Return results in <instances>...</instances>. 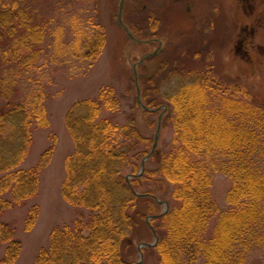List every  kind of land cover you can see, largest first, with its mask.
<instances>
[{"label":"rangeland","instance_id":"1","mask_svg":"<svg viewBox=\"0 0 264 264\" xmlns=\"http://www.w3.org/2000/svg\"><path fill=\"white\" fill-rule=\"evenodd\" d=\"M119 4L120 0H0V12L17 17L6 27L0 25V90L13 81L12 88L21 97L43 95L47 119L46 126H34L20 167L34 165L53 147L42 157L45 165L35 194L0 212V264H35L52 229L70 223L81 210L61 195L66 160L74 151L65 117L75 102L96 99L103 89L110 90L119 104L113 110L103 107L100 117L119 125L133 119L141 136L149 140L147 146L139 144L131 152L123 176L131 174L133 164L139 169L152 145L159 116L155 148L168 149L173 136L172 107L161 95L178 87L177 79L185 77V67H198L199 75L220 83L210 81L212 86L228 88L237 98L264 106V0H123L121 19L134 39L117 22ZM97 31L105 37L101 53L88 59L85 44ZM137 89L141 102L155 111L137 103ZM158 166L159 157L153 152L145 160L144 170ZM146 185L167 202L170 183L165 182L158 192L152 178L136 191L150 190ZM230 186L224 173H212L211 192L220 210L227 206ZM3 198L12 200L8 192ZM33 206H37V217L27 228L26 216ZM147 207L146 202H138L137 212L145 216L138 217L129 241L121 247L129 264L139 259L138 244L154 239L146 223L151 214ZM162 210L163 205L157 203L154 214ZM8 229L19 245L14 247V259L3 263ZM141 251L140 264H158L151 247L142 246ZM263 257L253 252L246 264H261Z\"/></svg>","mask_w":264,"mask_h":264},{"label":"trees","instance_id":"2","mask_svg":"<svg viewBox=\"0 0 264 264\" xmlns=\"http://www.w3.org/2000/svg\"><path fill=\"white\" fill-rule=\"evenodd\" d=\"M14 19L11 13L0 12L1 26ZM104 38L97 31L85 44L84 56L95 59ZM183 71L178 87L161 95L172 107L170 145L167 150L155 148L158 168L129 178L131 187L122 171L131 152L139 144L147 146L149 140L141 136L133 119L119 125L100 117L103 107L113 110L119 104L110 90L71 106L65 126L74 151L66 160L61 195L81 210L70 223L52 229L35 264H129L121 247L129 241L138 217L145 216L137 212L138 202H146L151 214L157 212L153 187L146 185L150 190L135 194L142 182L152 178L158 192L165 182L172 186L167 210L149 221L158 236L151 247L158 264H196L199 259L203 264H246L253 252L264 256V106L237 98L228 88L212 86L209 82L216 80L199 75L198 67ZM9 83L10 88L0 90V212L35 194L45 165L42 157L53 149L49 147L34 165L20 167L34 126H46L47 119L43 95L21 97L12 88L15 82ZM137 168L133 164L131 174ZM213 172L231 180L222 210L211 192ZM6 192L12 200L3 198ZM36 217L33 206L26 216L27 228ZM4 239L8 246L2 262L9 263L19 241L11 229Z\"/></svg>","mask_w":264,"mask_h":264},{"label":"water","instance_id":"3","mask_svg":"<svg viewBox=\"0 0 264 264\" xmlns=\"http://www.w3.org/2000/svg\"><path fill=\"white\" fill-rule=\"evenodd\" d=\"M122 5H123V0H120V4H119V9H118V12H117V22L118 24L123 28V30L127 33L128 37L130 39H134L133 36L131 35L129 29L127 28V26L124 25V23L122 22V19H121V9H122ZM134 75H135V80H136V72H135V69H134ZM137 103L145 110H148V111H155V109H152V108H149L147 107L146 105H144L142 102H141V99L139 97V90L137 89ZM160 123H161V116H159L158 118V121H157V127H156V131H155V134H154V138H153V142H152V145L150 147V150L149 152L141 159L140 161V167L138 169V172L136 174H130V175H126L125 176V179H126V182L127 184L131 187V185L129 184V177H135V176H139L143 173V170H144V164H145V160L154 152L155 150V147L157 145V140H158V131H159V128H160ZM136 195H142L138 192H135ZM154 199L157 203L163 205V210L158 213V214H152V215H149L147 216V219H146V223L148 225V227L151 229L152 231V234H153V241L151 243H140L138 244L137 246V250H138V253H139V259L137 260V262L135 264H140L141 261H142V256H143V253L141 251V248L142 246H145V247H152L156 244L157 242V234L156 232L154 231V229L152 228L151 224H150V219L152 218H155V217H158V216H161L168 208V204L166 201H162L160 199H158L156 196H154Z\"/></svg>","mask_w":264,"mask_h":264}]
</instances>
